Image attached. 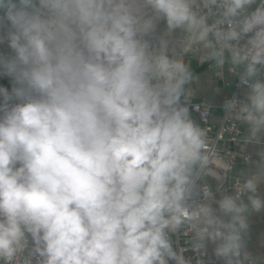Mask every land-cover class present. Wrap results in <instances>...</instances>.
<instances>
[{"label":"clouds","instance_id":"9594fccd","mask_svg":"<svg viewBox=\"0 0 264 264\" xmlns=\"http://www.w3.org/2000/svg\"><path fill=\"white\" fill-rule=\"evenodd\" d=\"M193 45L243 69L236 117L264 134V0H0V264H186L171 239L184 226L224 264L251 258L258 176L192 206Z\"/></svg>","mask_w":264,"mask_h":264},{"label":"crops","instance_id":"0c3cea01","mask_svg":"<svg viewBox=\"0 0 264 264\" xmlns=\"http://www.w3.org/2000/svg\"><path fill=\"white\" fill-rule=\"evenodd\" d=\"M184 39L185 34L178 30L171 37L170 47L179 53V43L183 42ZM203 51L202 46L193 45L189 52L180 56L192 73L190 83L185 85L186 94L182 98V102L203 101L210 108V121L216 123L223 114V105L232 91L233 81L236 79L237 73L236 68L228 62L218 66L215 61L203 59ZM0 86L10 87L9 79L0 78ZM245 91V87H241L239 91L243 100L245 99ZM238 123L243 131L244 140L237 145V149L242 153H247L249 158L246 162L238 161L230 173L249 176L250 178L258 176L260 190L264 193V172H262L264 169V134L253 137L245 122L238 119ZM201 179L206 180L205 177ZM212 195L222 196L220 193ZM241 199L247 203V198L243 194ZM247 216L248 229L244 236L245 244L251 254V259H261L264 255V210L258 212L250 210ZM213 248L214 245L209 244L205 250L208 261L212 264H224L223 260L214 256Z\"/></svg>","mask_w":264,"mask_h":264},{"label":"built area","instance_id":"2783aa9c","mask_svg":"<svg viewBox=\"0 0 264 264\" xmlns=\"http://www.w3.org/2000/svg\"><path fill=\"white\" fill-rule=\"evenodd\" d=\"M242 71V68H236V79L233 81L232 91L225 100L223 114L218 122L210 121V108L203 101L183 102L196 115L197 124L206 132L205 161L198 170L199 195L193 198V207L204 199L205 190L211 191L212 194L220 193L222 196L237 195L239 188L250 178L230 173L238 161L246 162L249 158L247 153L237 149V145L244 140L243 131L236 117L239 104L243 101L239 91L241 87H245L240 83ZM230 102H235L236 107L229 108ZM202 177L206 180H202ZM171 239L174 249L183 256L186 264H212L208 261L205 250L194 249V234L189 227L184 226L172 233ZM240 264H264V255L261 259L250 258Z\"/></svg>","mask_w":264,"mask_h":264},{"label":"water","instance_id":"95a60500","mask_svg":"<svg viewBox=\"0 0 264 264\" xmlns=\"http://www.w3.org/2000/svg\"><path fill=\"white\" fill-rule=\"evenodd\" d=\"M189 112H190L191 117L193 118V120L196 122V115L193 112H191L190 110H189Z\"/></svg>","mask_w":264,"mask_h":264}]
</instances>
